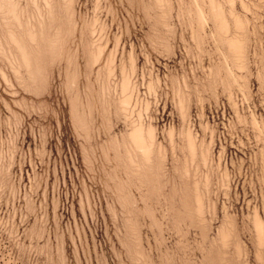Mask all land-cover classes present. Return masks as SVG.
Masks as SVG:
<instances>
[{
  "label": "rangeland",
  "instance_id": "rangeland-1",
  "mask_svg": "<svg viewBox=\"0 0 264 264\" xmlns=\"http://www.w3.org/2000/svg\"><path fill=\"white\" fill-rule=\"evenodd\" d=\"M0 264H264V0H0Z\"/></svg>",
  "mask_w": 264,
  "mask_h": 264
}]
</instances>
